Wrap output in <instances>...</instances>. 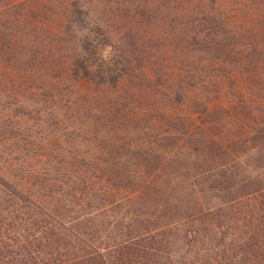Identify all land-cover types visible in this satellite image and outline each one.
I'll return each mask as SVG.
<instances>
[{
    "label": "trees",
    "instance_id": "16d2710c",
    "mask_svg": "<svg viewBox=\"0 0 264 264\" xmlns=\"http://www.w3.org/2000/svg\"><path fill=\"white\" fill-rule=\"evenodd\" d=\"M78 2L57 59L26 49L36 10L0 0V264H264V98L237 78L264 56V0H211L208 57L156 82L108 59L125 52ZM133 81L168 104L147 114Z\"/></svg>",
    "mask_w": 264,
    "mask_h": 264
},
{
    "label": "rangeland",
    "instance_id": "374dc122",
    "mask_svg": "<svg viewBox=\"0 0 264 264\" xmlns=\"http://www.w3.org/2000/svg\"><path fill=\"white\" fill-rule=\"evenodd\" d=\"M210 1L25 0L29 7L36 10L35 13H32L33 16L25 14V46L27 49L28 47L36 48L37 45L40 49L37 53L43 54L42 57H46L47 50H52L53 55H55L68 43V46L72 47L74 35L65 29V17L72 14L73 4L78 2L81 6H84L83 11L87 15L84 21L99 26L98 32L105 30L108 32V34L106 33L108 36L104 39L102 34L99 33L98 40L102 43L107 41L115 51L118 49L125 52L124 55H114L108 57V59L129 60L134 65H145L143 72L152 82H156L158 75L165 77L184 76L187 75L188 63H201L208 57L204 52L205 50L200 51L206 49L208 45L206 46L199 37L194 39V35L196 36L200 26L203 25L202 22L205 17L202 15V10H206V7L211 6ZM213 10L215 11L213 12ZM213 10L210 9L216 18H218V15L220 19L225 15H228L226 17L229 18H233L234 15L237 16L235 12L222 13L217 6ZM35 38H37V42H35ZM41 54L34 58H40ZM34 55L35 53L28 54L25 51V62ZM63 56L67 57L65 54ZM56 57L59 59V55H55ZM1 61H3V58ZM3 65H6V61L3 62ZM3 65L0 66V74L2 73L0 75V86L3 85L0 87V91L7 92L8 87L4 86L7 79L3 74ZM244 67H246V63L243 64ZM158 72L160 73L158 74ZM237 78L241 80L239 88L243 92L252 94V100L256 99L258 101L264 98V95H262L264 88V56L262 58L257 57L256 61L248 67V70L242 73L241 76L237 75ZM248 78H251L252 81L249 82ZM134 84L139 85L138 95H143L141 99L143 109H146L144 104L148 101L147 105L149 106L147 108H150L146 110L147 114H150L152 109H156L157 100L168 104L167 99L161 95L164 94L162 91L155 94L157 97L150 93H155L156 90L149 86L146 81H135ZM125 85H128L127 82H125ZM120 90L117 94L115 92L114 94L118 96L123 88H120ZM87 91L91 92V90ZM224 93L229 94L230 92L224 91ZM127 98L128 106L133 107L134 110H136L135 107H141L134 98L130 96H127ZM192 106L191 103L185 104L182 111L186 115L187 112L189 115L192 113L190 116L195 118L196 122L203 120V115L196 116L193 114L196 110ZM167 108H169L168 112L171 113L170 105Z\"/></svg>",
    "mask_w": 264,
    "mask_h": 264
}]
</instances>
